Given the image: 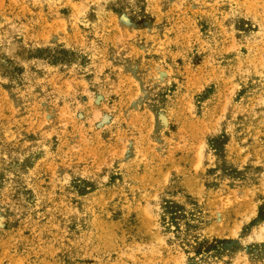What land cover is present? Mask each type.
<instances>
[{
    "label": "rangeland",
    "instance_id": "obj_1",
    "mask_svg": "<svg viewBox=\"0 0 264 264\" xmlns=\"http://www.w3.org/2000/svg\"><path fill=\"white\" fill-rule=\"evenodd\" d=\"M262 205L264 0H0V264H264Z\"/></svg>",
    "mask_w": 264,
    "mask_h": 264
},
{
    "label": "trees",
    "instance_id": "obj_2",
    "mask_svg": "<svg viewBox=\"0 0 264 264\" xmlns=\"http://www.w3.org/2000/svg\"><path fill=\"white\" fill-rule=\"evenodd\" d=\"M173 208H175V212H173ZM167 212L173 214V216H171L170 218V221L171 223L174 221V219H179V217H181L182 215L180 214L182 212V210H179L180 209V206L178 205H174L173 203H169V207L166 208ZM258 217L259 219H264V205H262L259 210H258ZM165 218H164V222H165ZM220 243H223L222 241L220 240H214L213 241V244L216 245V244H220ZM205 245H208L207 242H204L203 244H199L198 247L194 248V251H195V254L196 255H199L201 254L202 252H207L210 250L211 248V245H208L206 246L207 248H205Z\"/></svg>",
    "mask_w": 264,
    "mask_h": 264
}]
</instances>
